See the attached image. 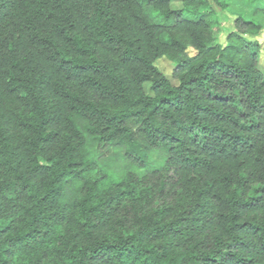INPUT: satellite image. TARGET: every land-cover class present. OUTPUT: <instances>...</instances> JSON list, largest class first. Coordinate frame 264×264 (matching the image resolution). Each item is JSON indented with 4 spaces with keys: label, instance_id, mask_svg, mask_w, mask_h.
I'll use <instances>...</instances> for the list:
<instances>
[{
    "label": "trees",
    "instance_id": "obj_1",
    "mask_svg": "<svg viewBox=\"0 0 264 264\" xmlns=\"http://www.w3.org/2000/svg\"><path fill=\"white\" fill-rule=\"evenodd\" d=\"M214 25L207 0H0V264H264V8Z\"/></svg>",
    "mask_w": 264,
    "mask_h": 264
},
{
    "label": "rangeland",
    "instance_id": "obj_2",
    "mask_svg": "<svg viewBox=\"0 0 264 264\" xmlns=\"http://www.w3.org/2000/svg\"><path fill=\"white\" fill-rule=\"evenodd\" d=\"M214 15V32L218 41L225 43L226 35L234 30V20L237 15H243L250 11L254 6L264 8V0H207ZM174 7L180 4L173 3ZM259 43L264 41V28L253 36ZM157 67L167 76L173 71V64L167 58H160L156 61ZM259 67L264 70V52L259 56ZM90 157L95 163L94 171L101 170L107 179L117 180L125 168H135L124 158V150L120 147L102 148L95 144L90 145ZM148 161H160L161 158L157 151H152L147 156Z\"/></svg>",
    "mask_w": 264,
    "mask_h": 264
}]
</instances>
